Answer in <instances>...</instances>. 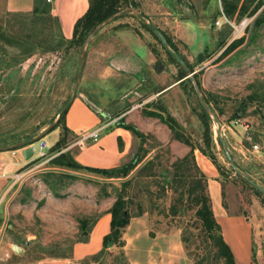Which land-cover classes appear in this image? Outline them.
<instances>
[{
	"label": "rangeland",
	"instance_id": "obj_1",
	"mask_svg": "<svg viewBox=\"0 0 264 264\" xmlns=\"http://www.w3.org/2000/svg\"><path fill=\"white\" fill-rule=\"evenodd\" d=\"M5 1L0 0L1 20L7 10ZM134 1L136 4L129 2L127 7L134 6L161 29L194 74L187 76L155 30L135 12L126 10L105 23L102 28L115 22L135 28L155 55L150 65L141 68L129 63L130 71L122 70L118 81L107 82L97 80L106 63L104 58L95 61L92 55L87 59V53L78 95L97 109L106 127L135 131L140 148L148 154L126 178H107L87 168L48 169L44 167L57 166L44 161L40 166L43 169L21 180L20 189L24 186V191L31 192L28 201H21L26 195L19 194V189L1 203L0 261L7 251L9 259L19 254L30 259L71 255L75 241L83 237L82 228L90 227L93 219L108 212L123 188L122 182L130 179L126 190L131 198V219L123 234L124 247L110 246L100 257L73 264H222L196 217L197 207L188 195H181L191 179H186L184 188L178 186L182 182L174 187L171 184V163L192 149L184 139L173 138L170 126L174 125L196 146L197 163L196 150L215 165L224 205L229 213H243L252 223L253 260L264 264V194L233 170L221 142L222 136L237 166L264 187V0ZM2 46L11 56L18 53L17 48L0 41ZM82 47L66 58L54 53L37 54L23 63V72L32 63L35 67L22 86L21 99L0 90V132L40 125L37 136L58 118L72 94ZM111 47L120 46L114 43ZM40 69L36 94L39 83L32 81ZM169 69L173 72L163 75ZM172 83L173 89L160 95ZM196 84L219 122L202 104ZM42 87L45 90L40 92ZM37 100L40 103L30 118H19V113L27 112ZM63 125L53 130L62 131ZM53 130L48 133L51 139ZM65 139L61 146L58 141L49 143L46 155L39 158H54L66 150L69 157H75L82 138L67 132ZM142 166L145 168L139 172ZM48 171L74 176L66 186L51 191L44 180ZM206 187L210 195L208 177ZM14 243L24 252H15Z\"/></svg>",
	"mask_w": 264,
	"mask_h": 264
},
{
	"label": "crops",
	"instance_id": "obj_2",
	"mask_svg": "<svg viewBox=\"0 0 264 264\" xmlns=\"http://www.w3.org/2000/svg\"><path fill=\"white\" fill-rule=\"evenodd\" d=\"M51 2L53 13L60 19L63 34L66 38H72L75 24L89 9L90 0H51ZM5 5L9 11L28 12L33 10L34 0H6ZM114 43H118L120 47L116 49L111 47ZM92 55L96 56L95 61L100 58H104L103 61H106L101 67L97 80L116 82L122 70H131L129 63H135L134 65L137 64L142 68L145 65H150L155 54L148 48L146 42L135 28L129 25H119L118 22H115L105 25L94 36L89 47L87 59ZM129 58L132 59L129 60ZM169 71L163 75H170L173 72L171 69ZM175 83L163 88L160 95L172 90ZM65 124L79 139L82 138L79 142V150L74 155L78 162L86 166L105 168L121 166L132 161L141 146L139 136L131 130L119 126L108 125L106 127L97 109L82 94L77 95L69 107L65 117ZM95 130H100V137L97 141H93L90 137L88 138L89 134ZM61 133V129L57 128L52 132V139L49 134L43 138L48 141V144H52L60 139ZM25 148L7 149L0 147V207L9 193H12L10 198L16 195V192L21 187V180L27 174L43 169L40 166L50 161L53 157L46 160L39 158L41 156L39 142H37L34 149L35 153L31 157L26 156ZM48 149V147L45 149L46 153ZM196 157L208 177V190L213 210L222 226L224 237L234 252L236 261L239 264H258L253 260L252 223L243 213H229L224 205L222 184L219 181L216 170H214L215 165L203 153L200 152L198 154L197 150ZM44 168L63 170L60 167ZM65 171H68V169H65ZM111 217L110 212L101 215L90 232L89 241L75 242L71 255L30 259L25 258L24 254H19L15 255L14 259H9L10 255L7 251L5 256L1 257L2 261H0V264H73L88 255L98 252L102 248L103 237L110 230ZM96 234L99 236V241L94 240Z\"/></svg>",
	"mask_w": 264,
	"mask_h": 264
},
{
	"label": "trees",
	"instance_id": "obj_3",
	"mask_svg": "<svg viewBox=\"0 0 264 264\" xmlns=\"http://www.w3.org/2000/svg\"><path fill=\"white\" fill-rule=\"evenodd\" d=\"M129 2H132L131 4H136L134 0H90L89 9L75 24L72 38H66L63 34L60 19L53 13V5L51 1L34 0L33 10L28 12L4 11L3 20L0 19V41L4 42L6 45L14 46L18 49V53L11 56L7 52L6 46L0 47V90H3V93H5V91L13 92L14 96L19 97L16 99L20 100L22 86H24L26 80L32 76L30 71L35 67V63H32L28 71L23 72V63L25 61L37 54L42 56L48 53L58 54L60 57L66 58L77 47L84 44L87 37L100 23L119 12L125 6L127 7ZM246 7L248 8V5H246ZM41 70L42 69L38 70V72L33 75L34 79L32 83L36 81H38L36 84L39 83L36 86V94L40 88V78L42 75L39 71ZM44 90L45 87H42L40 92H43ZM40 95L41 93L39 96ZM38 103H40V100H37L36 103L32 104L27 112L21 111L19 113V118H30L33 111H36L38 108ZM18 107L20 108L21 104H19ZM67 111L68 109L64 111L59 122L55 126L57 127L64 122L61 137L57 142L60 146L66 141V133L71 132L65 124ZM170 118L174 120L172 115ZM40 128V125H33L30 128L28 127L17 131H2L0 132V147L4 148L3 146H9L13 143L30 138L36 135ZM170 129L173 138L184 139L186 144L192 148L189 153L182 158H177L171 163V167L174 170L171 184L174 187V184L182 182V185L178 184V186L184 188L186 179H191L187 188L182 190L181 195H188L190 201H192L197 207L196 217L201 221L202 230L216 249V254L218 258L222 260V264H239L235 259L231 246L224 237L222 226L215 216L211 198L207 192V176L199 167L194 155L196 146L190 143L188 137L187 139L185 138V134L177 132L174 125L170 126ZM68 152L69 150L59 153L50 160L51 164L69 170H77L78 168L91 169L102 173L107 178L128 177L148 154V151L141 147L132 161L118 167L101 168L83 165L78 162L75 157H69ZM211 157L216 161L214 156ZM144 168L145 167L142 166L139 169V172ZM73 176V174L62 171H48L45 172L44 180L51 191H53L56 188L66 186L68 180ZM129 181L130 179L122 182L123 188L117 194L113 205L108 210L112 216L110 230L103 237L102 248L98 252L84 257L82 260L100 257L108 251L110 246L124 247L125 240L123 234L131 219L129 204L131 198L128 196L126 190ZM20 193L26 195L23 196V199L21 200L23 203L29 200L31 192L24 191V186L20 189L19 194ZM99 217L92 220V225L90 227L82 228L83 237L77 239L75 242L89 241L90 232Z\"/></svg>",
	"mask_w": 264,
	"mask_h": 264
},
{
	"label": "water",
	"instance_id": "obj_4",
	"mask_svg": "<svg viewBox=\"0 0 264 264\" xmlns=\"http://www.w3.org/2000/svg\"><path fill=\"white\" fill-rule=\"evenodd\" d=\"M126 10L128 11H133L135 12L138 17L147 25H149L150 27H152L155 32L157 33V35L160 37V39L162 40L164 46L166 47V49H168L174 56L175 58L184 66V68L186 69L187 72V76H191L194 74V71H191V69L189 68L188 64L186 63V61L182 58V56L180 54H178L177 52H175L165 34L162 32L161 29H159L155 24L151 23L150 21L147 20V18L144 16L143 13H141L137 8H135L134 6H130L127 8H124L123 10H120L119 12H117L116 14L112 15L111 17L107 18L106 20H104L102 23H100L92 32L91 34L87 37V39L85 40L83 47H82V51H81V55H80V64H79V68H78V72L76 75V79H75V84H74V88L72 91V94L70 96V98L67 100L66 104L64 105V107L62 108V110L59 112V116L56 120H54L46 130H44L41 134L37 135V136H33L29 139H26L24 141L21 142H17L14 143L12 145H9L5 148L7 149H13V148H20V147H26L25 148V154L27 157H31L34 155L35 150L33 148V145L36 144L41 138L45 137L58 123L61 115L64 113L65 110L69 109V107L71 106V104L73 103V101L75 100V98L78 95V90L80 87V82L83 76V71H84V67H85V63H86V57H87V53H88V48L89 45L93 39V37L96 35V33L102 28V26L115 19L117 16H119L120 14H122L123 12H125ZM197 87V91L198 94L200 96V100L202 102V104L204 105V107L211 113V115L215 118V120H218L217 116L215 115V113L213 112V110L210 108V106L204 101L203 97L200 95V91L199 88L196 84ZM220 131V130H219ZM221 133V131H220ZM221 142L225 151V154L229 160V163L231 165V167L233 168V170L241 177H243L248 183H250L252 186H254L256 189H258L260 192H262L264 194V187L259 184L255 179H253L251 176H249L248 174H246L243 170H241L237 164L235 163L233 156L231 155L227 144L224 140V138L221 136ZM12 249L17 252V253H23L24 248L18 244H12Z\"/></svg>",
	"mask_w": 264,
	"mask_h": 264
},
{
	"label": "built area",
	"instance_id": "obj_5",
	"mask_svg": "<svg viewBox=\"0 0 264 264\" xmlns=\"http://www.w3.org/2000/svg\"><path fill=\"white\" fill-rule=\"evenodd\" d=\"M48 1H51V0H48ZM219 22V21H218ZM92 138L93 140L97 141L100 137V130H95L93 132H91L88 136V138ZM39 145H40V148H41V156H44L45 155V149L47 147H49V144H48V141L45 139V138H41L39 141ZM37 144V143H36ZM36 144L33 145V148L35 149L36 147ZM255 148H258V144H255L254 145Z\"/></svg>",
	"mask_w": 264,
	"mask_h": 264
},
{
	"label": "bare ground",
	"instance_id": "obj_6",
	"mask_svg": "<svg viewBox=\"0 0 264 264\" xmlns=\"http://www.w3.org/2000/svg\"><path fill=\"white\" fill-rule=\"evenodd\" d=\"M94 240H95V241H96V240L99 241V236H98L97 234L94 236Z\"/></svg>",
	"mask_w": 264,
	"mask_h": 264
}]
</instances>
